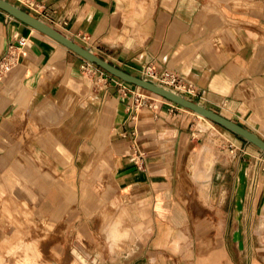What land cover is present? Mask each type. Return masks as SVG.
Listing matches in <instances>:
<instances>
[{
    "label": "crops",
    "instance_id": "obj_1",
    "mask_svg": "<svg viewBox=\"0 0 264 264\" xmlns=\"http://www.w3.org/2000/svg\"><path fill=\"white\" fill-rule=\"evenodd\" d=\"M7 1L128 74L171 71L191 90L179 95L264 140V0ZM10 47L12 67L0 71V264H56L78 220L80 237L98 243L101 217L104 240L116 234L108 249L127 251L101 264H264L263 150L0 8V61ZM136 93L148 99L135 110ZM208 133L221 143L208 145ZM28 216L64 228L47 259L27 236ZM73 264L88 263L76 252Z\"/></svg>",
    "mask_w": 264,
    "mask_h": 264
},
{
    "label": "water",
    "instance_id": "obj_2",
    "mask_svg": "<svg viewBox=\"0 0 264 264\" xmlns=\"http://www.w3.org/2000/svg\"><path fill=\"white\" fill-rule=\"evenodd\" d=\"M0 8L8 12L11 16L25 22L26 24L32 26L33 28L47 34L48 36L56 39L60 43L67 46L69 49L87 59L88 61L97 64L110 74L132 84L137 85L145 90L151 91L155 94L163 96L179 105H182L186 108L193 110L194 112L204 116L207 119H210L223 127L235 132L241 137L245 138L247 141L258 146L261 150L264 151V140L259 137L256 133L250 131L249 129L239 125L238 123L224 117L221 114H218L206 107L188 100L187 98L179 95L171 90L163 88L157 84L147 81L144 78L136 77L134 75L128 74L125 71L115 67L106 60L102 59L98 55L94 54L91 50L82 47L68 37L62 35L60 32L44 23L40 19L32 16L31 14L23 11L19 7L13 5L7 0H0Z\"/></svg>",
    "mask_w": 264,
    "mask_h": 264
},
{
    "label": "rangeland",
    "instance_id": "obj_3",
    "mask_svg": "<svg viewBox=\"0 0 264 264\" xmlns=\"http://www.w3.org/2000/svg\"><path fill=\"white\" fill-rule=\"evenodd\" d=\"M208 135L210 138L206 140H207L208 145L210 146L220 144L221 140L223 139L220 133H208ZM244 205L246 206L245 203ZM2 211L5 212V210H2ZM30 216L34 218L33 213L30 214ZM30 216L24 218L26 222H27V218H30ZM101 218H93V221H92L94 232L96 231V233L94 234V238L95 237L98 238L99 240L98 243H91L88 240H86V238L80 237L81 235H79V231H78L79 220H78V225L75 229V232L73 231L74 233L71 235L70 239L66 238L65 232H63L64 231L63 227H60L61 229L59 230V228L56 226L55 228L54 226L50 227V226H47L46 223H38L37 221H35L36 225H29V223L27 222V227H29L30 229V232L27 234V236L40 239V244L42 243V251L44 253L45 259H47L46 254L48 253L47 248L44 249L46 244L53 243V242H64V240L67 239V247H68L67 252H69L70 249L71 251L70 253H67L63 258L58 259L56 261V264H73L76 258V252L79 253L82 256L83 261H85L88 264H101L100 262H105L108 259L112 260L114 258H117L123 255V252L125 253L127 252L126 250H122V252L117 255L115 253V250H111V248L108 249L109 243L110 245H116L117 240L113 239L114 237H116V234L109 235L110 237V239H108L109 243L104 240L105 236L101 232H99V228L97 230L99 223L103 220ZM5 222H6L5 217L0 218V224L1 223L5 224ZM14 225L20 229L25 228L24 224L16 223L15 220H14ZM19 236H21V234H18V233L14 234L12 236L14 238L12 239L18 238ZM127 236H128L127 233L123 235L125 240H127ZM124 249H127V248H124ZM0 252H4V250ZM51 260L53 261L52 258H50V262Z\"/></svg>",
    "mask_w": 264,
    "mask_h": 264
},
{
    "label": "built area",
    "instance_id": "obj_4",
    "mask_svg": "<svg viewBox=\"0 0 264 264\" xmlns=\"http://www.w3.org/2000/svg\"><path fill=\"white\" fill-rule=\"evenodd\" d=\"M14 61V51H12V47H10L6 53V55L0 61V71L2 73H7L10 71L12 64ZM143 78L149 82L153 80L158 81L159 86L171 90L177 94H181L184 92L191 93L190 89L187 88L186 84L183 82L181 77L172 73L171 71H163L157 72L156 69L152 65H146L143 68ZM154 83V82H152ZM155 84V83H154ZM136 103L133 105V109H137L144 105L148 99V96L141 93H136ZM133 161L139 165L141 163L144 164V155L137 149L132 157Z\"/></svg>",
    "mask_w": 264,
    "mask_h": 264
},
{
    "label": "bare ground",
    "instance_id": "obj_5",
    "mask_svg": "<svg viewBox=\"0 0 264 264\" xmlns=\"http://www.w3.org/2000/svg\"><path fill=\"white\" fill-rule=\"evenodd\" d=\"M202 118H205L204 116L200 115ZM206 119V118H205ZM212 159L209 158V162L211 161ZM212 162V161H211Z\"/></svg>",
    "mask_w": 264,
    "mask_h": 264
}]
</instances>
